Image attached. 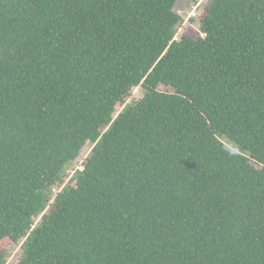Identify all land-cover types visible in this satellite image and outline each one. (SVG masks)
Wrapping results in <instances>:
<instances>
[{
    "label": "trees",
    "instance_id": "16d2710c",
    "mask_svg": "<svg viewBox=\"0 0 264 264\" xmlns=\"http://www.w3.org/2000/svg\"><path fill=\"white\" fill-rule=\"evenodd\" d=\"M176 1L0 0V264H264V0Z\"/></svg>",
    "mask_w": 264,
    "mask_h": 264
},
{
    "label": "rangeland",
    "instance_id": "374dc122",
    "mask_svg": "<svg viewBox=\"0 0 264 264\" xmlns=\"http://www.w3.org/2000/svg\"><path fill=\"white\" fill-rule=\"evenodd\" d=\"M206 0H177L175 4V12L179 13L183 21L181 25L178 27L176 32V37H179L183 33H188L192 37L197 38L200 36V32L198 29V21L197 18L199 14H201L203 8L202 6L205 4ZM163 89V87H160ZM142 97V91L140 87H134L131 91V96L127 100L128 103L136 101ZM92 145L86 144L81 152V154L73 161V163L68 167L67 173L68 177L66 180L70 178L71 172L76 168L80 167L84 159L88 156ZM55 192V191H53ZM40 217L36 219V222ZM21 243L13 244L8 248V254L6 258V262L9 264H17L21 257Z\"/></svg>",
    "mask_w": 264,
    "mask_h": 264
},
{
    "label": "built area",
    "instance_id": "2783aa9c",
    "mask_svg": "<svg viewBox=\"0 0 264 264\" xmlns=\"http://www.w3.org/2000/svg\"><path fill=\"white\" fill-rule=\"evenodd\" d=\"M53 191H55V192H56V190H54V189H53Z\"/></svg>",
    "mask_w": 264,
    "mask_h": 264
}]
</instances>
